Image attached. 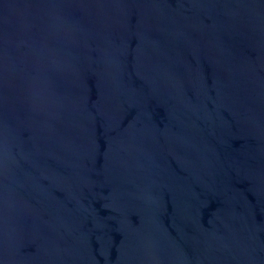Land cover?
I'll use <instances>...</instances> for the list:
<instances>
[{
	"label": "water",
	"instance_id": "95a60500",
	"mask_svg": "<svg viewBox=\"0 0 264 264\" xmlns=\"http://www.w3.org/2000/svg\"><path fill=\"white\" fill-rule=\"evenodd\" d=\"M0 264H264V0H0Z\"/></svg>",
	"mask_w": 264,
	"mask_h": 264
}]
</instances>
